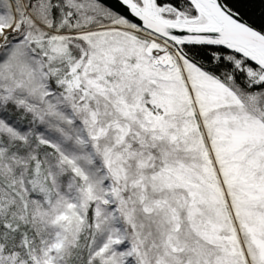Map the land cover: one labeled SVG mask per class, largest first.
<instances>
[{"label": "snow or ice", "instance_id": "1", "mask_svg": "<svg viewBox=\"0 0 264 264\" xmlns=\"http://www.w3.org/2000/svg\"><path fill=\"white\" fill-rule=\"evenodd\" d=\"M0 264H264V0H0Z\"/></svg>", "mask_w": 264, "mask_h": 264}]
</instances>
